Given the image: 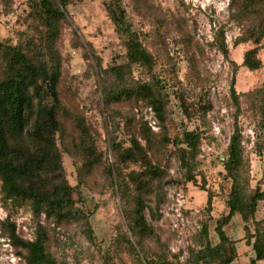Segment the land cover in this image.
Instances as JSON below:
<instances>
[{"label": "rangeland", "instance_id": "1", "mask_svg": "<svg viewBox=\"0 0 264 264\" xmlns=\"http://www.w3.org/2000/svg\"><path fill=\"white\" fill-rule=\"evenodd\" d=\"M111 1L71 0L55 45L62 101L56 146L73 187V206L63 216L36 213L30 201L7 196L0 178V264H28L23 243L35 240L39 229L57 264H221L225 258L203 259L201 251L220 243L216 227L229 214L232 180L224 163L237 121L243 182L264 191V0H122L132 31L153 59L151 68L126 66V85L151 84L162 115L147 102H109L105 96L116 82L110 67L127 61L125 40L107 10ZM38 9L34 0H0V44L42 59ZM254 48L261 67L250 70L244 56ZM5 54L0 52V75ZM234 79L239 112L231 93ZM185 131L196 133L193 150L182 143L181 151L177 144ZM112 140L124 148L138 140L157 167L144 188L150 195L137 252L110 174ZM139 168L122 165L125 173ZM262 220L264 200L248 222L236 213L224 225L234 242L222 250L232 257L230 264H250L252 236Z\"/></svg>", "mask_w": 264, "mask_h": 264}, {"label": "trees", "instance_id": "2", "mask_svg": "<svg viewBox=\"0 0 264 264\" xmlns=\"http://www.w3.org/2000/svg\"><path fill=\"white\" fill-rule=\"evenodd\" d=\"M34 2L39 8L37 16L43 23L39 35L43 58L33 60L21 47H7L0 44V52L2 50L6 52L4 56L6 69L0 75V178L2 190L7 196L30 201L36 213L45 212L48 215L63 216L62 214L71 210L73 206V187L64 176L61 156L56 146L62 101L58 90L61 62L55 45L71 0H34ZM122 4V0H112L107 10L125 40L127 61L125 65L116 64L110 67L109 72L116 82L107 88L105 96L109 102L123 99L147 102L162 115V103L156 98L151 84L144 83L137 89L126 85L128 75L125 72L126 66L140 64L151 68L153 59L144 48L139 35L132 31ZM221 48L228 56L227 46L222 44ZM7 59L9 72H7ZM243 65L250 70L261 67L257 49L246 52ZM117 82L123 86L116 85ZM231 93L239 112L241 107L235 79ZM195 140L196 133L185 131L184 138L177 144L180 147L182 143H186L193 150ZM111 148L115 163L114 171L111 169L110 174L116 179L119 194L127 208L129 229L137 238L133 246L136 251L135 246L139 248L143 246V241L138 239L141 235L139 227L140 221L144 222L143 209L150 195V192L145 191L144 188L153 182L157 167L147 157L138 140H133L129 148H124L118 141L112 140ZM180 150L186 149L180 147ZM128 163L139 165L140 168L125 173L122 165ZM224 168L227 176L232 180L227 202L229 214L216 227L220 243L216 247L206 246L201 254L203 259L209 256L218 259L220 256L225 258L221 264H230L232 257H226L222 250L226 245L234 246V242L224 231V225L236 213L248 222L255 217L259 202L264 200V191L259 186L253 189L249 180L243 182L246 162L242 146V130L238 121L231 137ZM210 203L211 197H209ZM247 231L250 232L249 229ZM252 237L255 238L252 244L254 258L250 264H263L264 220L257 221ZM46 239V232L39 229L35 240L23 243L28 251V264H57L46 249ZM147 264L153 263L147 262Z\"/></svg>", "mask_w": 264, "mask_h": 264}]
</instances>
